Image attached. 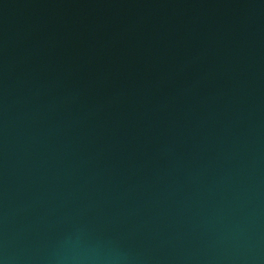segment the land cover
Masks as SVG:
<instances>
[{"label": "water", "instance_id": "1", "mask_svg": "<svg viewBox=\"0 0 264 264\" xmlns=\"http://www.w3.org/2000/svg\"><path fill=\"white\" fill-rule=\"evenodd\" d=\"M0 264H264V0H0Z\"/></svg>", "mask_w": 264, "mask_h": 264}]
</instances>
